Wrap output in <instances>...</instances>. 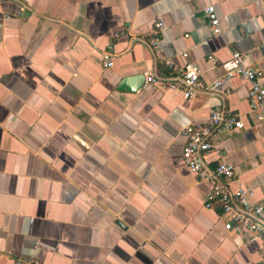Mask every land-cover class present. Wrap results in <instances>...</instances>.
Listing matches in <instances>:
<instances>
[{"label":"crops","instance_id":"1","mask_svg":"<svg viewBox=\"0 0 264 264\" xmlns=\"http://www.w3.org/2000/svg\"><path fill=\"white\" fill-rule=\"evenodd\" d=\"M235 53L264 71V0H0V264H260L261 240L227 231L207 208L211 184L183 162L186 129L223 107L245 126L214 139L236 167L231 187L264 203V107L251 111L250 84L191 100L119 90L187 64L210 86Z\"/></svg>","mask_w":264,"mask_h":264},{"label":"built area","instance_id":"2","mask_svg":"<svg viewBox=\"0 0 264 264\" xmlns=\"http://www.w3.org/2000/svg\"><path fill=\"white\" fill-rule=\"evenodd\" d=\"M205 12L213 36L220 35L222 32L221 18L217 7L210 5ZM162 28L161 22L155 23L153 33L156 37L149 42L152 49H157L160 42L157 35ZM183 57L186 58L187 54ZM103 61L106 68L111 67L112 59L109 53H104ZM233 62L234 69L210 86L203 83L201 70L193 64H187L180 70L176 69L174 74L165 78L159 77L154 72L147 73L146 84L158 85L164 90L181 91L185 99L191 100L201 92H212L234 77H240L251 86L248 95L251 111L258 112L264 107V87L262 86L264 71L245 66L240 53L234 54ZM167 65L175 70L170 61ZM229 94L230 91H227L226 95ZM259 119L263 120V117L259 116ZM244 127V122L240 117L226 111L223 107L213 109L207 123L192 125L186 129L187 143L183 150V162L200 181L211 184L212 189L208 194L207 208L217 206L222 210L223 216L227 219L226 230L240 236L249 233L261 240L260 264H264V203L254 201V193L251 189H232L231 183L235 182L238 177L236 167L225 161L226 154L217 149L214 144L216 136L220 134L231 136ZM215 154L219 157L216 165L210 159Z\"/></svg>","mask_w":264,"mask_h":264},{"label":"water","instance_id":"3","mask_svg":"<svg viewBox=\"0 0 264 264\" xmlns=\"http://www.w3.org/2000/svg\"><path fill=\"white\" fill-rule=\"evenodd\" d=\"M145 83L146 79L143 75L128 77L123 80L119 90L136 93L144 87Z\"/></svg>","mask_w":264,"mask_h":264}]
</instances>
